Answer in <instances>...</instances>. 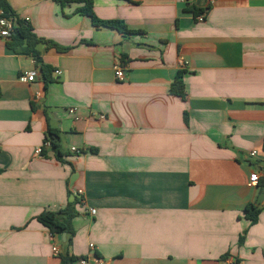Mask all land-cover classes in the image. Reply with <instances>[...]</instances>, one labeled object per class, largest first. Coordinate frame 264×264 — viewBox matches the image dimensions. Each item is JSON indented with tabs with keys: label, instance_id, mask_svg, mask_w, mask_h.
I'll return each instance as SVG.
<instances>
[{
	"label": "crops",
	"instance_id": "obj_1",
	"mask_svg": "<svg viewBox=\"0 0 264 264\" xmlns=\"http://www.w3.org/2000/svg\"><path fill=\"white\" fill-rule=\"evenodd\" d=\"M7 1L65 49L40 44L37 62L0 40V264H59L53 247L87 264H264V0H92L124 34L81 3ZM75 200L67 250L37 216Z\"/></svg>",
	"mask_w": 264,
	"mask_h": 264
},
{
	"label": "trees",
	"instance_id": "obj_2",
	"mask_svg": "<svg viewBox=\"0 0 264 264\" xmlns=\"http://www.w3.org/2000/svg\"><path fill=\"white\" fill-rule=\"evenodd\" d=\"M61 8H64L70 3H81L83 6L77 9V13L83 16L91 18L95 26L110 28L117 30L120 33H131L128 30L127 26L123 22L118 20H101L98 19L93 11V1L92 0H53ZM0 9L3 11V17L9 19L12 22V30L6 42V46L16 52L24 53L27 55H32L35 57L37 62H40V51L38 46L40 44H46L50 47H56L58 50H64L65 48L58 46L56 43L47 41L44 39H39L31 28V25L25 20L21 19L15 11L11 8L7 0H0ZM208 9V8H207ZM204 12L202 9H194V15H200ZM124 57V56H123ZM124 61V58H122ZM41 70L45 77L46 83L49 82V74L51 68L49 66H41ZM183 71H179L176 74V77L170 85V93L176 96L185 97V87L183 82ZM45 142H50L51 148L55 151V156L59 160H63V156L69 155L64 152L61 148V132L58 129L48 127L45 134ZM83 152L81 151L80 154ZM75 154V155H80ZM76 196V200H77ZM74 202L68 203L64 209L58 211H43L37 220L45 226L49 232L53 235H66V241L63 244L68 250L69 246L72 244L73 237L75 235V230L73 228L72 219L76 215L75 204ZM261 209L258 208L254 203H248L244 208V217L250 221V224H255L258 220ZM243 242V238H240V243ZM60 262L59 264H74L76 261L80 260V257L70 256L68 253L59 254Z\"/></svg>",
	"mask_w": 264,
	"mask_h": 264
},
{
	"label": "built area",
	"instance_id": "obj_3",
	"mask_svg": "<svg viewBox=\"0 0 264 264\" xmlns=\"http://www.w3.org/2000/svg\"><path fill=\"white\" fill-rule=\"evenodd\" d=\"M213 2V0H208V4L210 5L211 3ZM208 5V6H209ZM196 19L197 21L199 22H202L204 20V14H200V15H197L196 16ZM12 30V22L9 20V19H6L3 17V11L0 9V40H3V39H6L9 37L10 35V32ZM57 74H60L59 71H56ZM39 77V70L37 68L33 69V70H30V71H27V72H24L21 76H20V80L24 83H32L34 82L37 78ZM116 77L117 79L119 80H123L125 78V71H124V68L123 67H118L116 68ZM39 98V94H37L35 97H34V100H37ZM101 118L103 119L104 116H101ZM45 146H50V142H45L44 143ZM71 152H73L74 154H80L81 153V150L73 147L71 149ZM35 153L38 154V155H41L42 154V149L41 148H37L35 150ZM251 155L252 156H256L257 155V151L256 150H253L251 152ZM250 181L251 183L253 184H257L258 181H259V174L256 173V172H253L251 175H250ZM82 191L79 190L78 191V195H81ZM89 213L92 215V216H95L96 215V210L94 209H91L89 211ZM90 248L93 249L94 248V245L91 244L90 245ZM53 252L57 255L60 254L59 252V249L57 247H53ZM81 264H87V260L85 259H81L80 260Z\"/></svg>",
	"mask_w": 264,
	"mask_h": 264
},
{
	"label": "water",
	"instance_id": "obj_4",
	"mask_svg": "<svg viewBox=\"0 0 264 264\" xmlns=\"http://www.w3.org/2000/svg\"><path fill=\"white\" fill-rule=\"evenodd\" d=\"M77 176H78V174L74 173V175L71 178V182H70L71 185H73V183L76 180ZM62 240L65 241V234H62Z\"/></svg>",
	"mask_w": 264,
	"mask_h": 264
}]
</instances>
